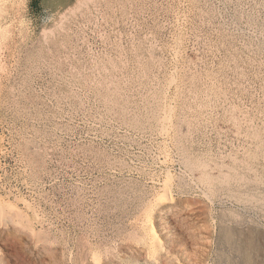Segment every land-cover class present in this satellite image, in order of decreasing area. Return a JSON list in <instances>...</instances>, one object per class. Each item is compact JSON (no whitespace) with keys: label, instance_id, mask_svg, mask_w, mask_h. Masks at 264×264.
<instances>
[{"label":"rangeland","instance_id":"obj_1","mask_svg":"<svg viewBox=\"0 0 264 264\" xmlns=\"http://www.w3.org/2000/svg\"><path fill=\"white\" fill-rule=\"evenodd\" d=\"M83 1L0 0V264H264V0Z\"/></svg>","mask_w":264,"mask_h":264},{"label":"bare ground","instance_id":"obj_2","mask_svg":"<svg viewBox=\"0 0 264 264\" xmlns=\"http://www.w3.org/2000/svg\"><path fill=\"white\" fill-rule=\"evenodd\" d=\"M73 1H74V0H73ZM86 1H87V0H86ZM88 1H89V0H88ZM76 2H77V3H78V2H81V0H77ZM83 2H85V0H84ZM77 3H76V4H77ZM89 3H90V2H89ZM79 4H81V3H79ZM56 5H57V4H56ZM53 14H54V13H53ZM54 17H55V15H54ZM48 30H49V29H48ZM51 31H53L52 28H51ZM45 39H46V38H45ZM146 47H147V46H146ZM151 48H152V47H151ZM151 48H150V49H151ZM148 49H149V47H148ZM146 51H147V50H146ZM80 61H81V60H79L78 62H80ZM92 61H93V59H92ZM96 63H98V62H96ZM79 64H80V63H79ZM81 64H82V62H81ZM81 64H80V66H81ZM92 64H93V63H92ZM92 64H90V65H92ZM94 65H95V64H94ZM73 66H74V65H73ZM85 66H86V65H85ZM97 66H99V64H98ZM90 67H91V68H90ZM90 67H89L90 70H92V72H93V69H92L93 67H92V66H90ZM95 67H96V65H95ZM103 67H104V66H103ZM96 68H97V67H96ZM104 68H105V67H104ZM104 68H103V69H104ZM99 69H101V68H99ZM105 69H106V68H105ZM72 70H73V69H72ZM75 70H76V69H75ZM85 70H86V69H85ZM87 70H88V69H87ZM87 70H86V71H87ZM76 71H78V70H76ZM88 71H89V70H88ZM98 71H99V70H98ZM100 71H101V70H100ZM102 71H104V70H102ZM74 72H75V71H74ZM92 72H89L90 75H91ZM96 72H97V71H96ZM78 73H79V72H78ZM98 73H99V72H98ZM102 73H103V72H102ZM80 74H81V73H80ZM86 74H87V73H86ZM104 75H106V74L104 73L103 76H104ZM107 75H109V74L107 73ZM75 76H76V75H75ZM122 76H123V75H122ZM79 77H80V75H79ZM114 77H115V76H114ZM116 77H117V76H116ZM116 77H115V78H116ZM102 78H103V77H102ZM107 78H108V77H107ZM112 78H113V77H112ZM117 78H118V77H117ZM78 79H79V78H78ZM104 79L106 80V77H104ZM120 79H121V78H120ZM107 80H108V79H107ZM113 80H114V79H113ZM122 80H123V78H122ZM100 81H101V80H100ZM109 81L111 82V80H109ZM120 81H121V80H120ZM112 82H113V81H112ZM100 83H101V82H100ZM102 83H103V82H102ZM107 83H108V81H107ZM103 84H106V83H103ZM108 84H109V83H108ZM112 84H114V82H113ZM116 84H118V83H116ZM121 84H122V83H121ZM123 84H124V83H123ZM126 84H127V83H126ZM124 85H125V84H124ZM170 85H171V84H170ZM106 86H107V84H106ZM106 86H105V87H106ZM112 86H113V85H112ZM114 86H117V85H114ZM119 86H120V84H119ZM121 86H122V85H121ZM102 87H103V86H102ZM107 88H108V87H107ZM113 88H114V87H113ZM113 88H111V89H113ZM116 88H117V87H116ZM125 88H126V87H125ZM105 89H106V88H105ZM120 89H122V88H120ZM109 90H110V89H109ZM110 91H111V90H110ZM110 91H109V92H110ZM114 91H115V90H114ZM114 91H113V92H114ZM123 91H124V90H123ZM105 92H106V91H105ZM109 92H108V94H109ZM116 93H117V90H116ZM124 93H125V92H123V94H124ZM106 94H107V93H106ZM112 94L114 95V93H112ZM123 94H122V95H123ZM117 95H119V94L117 93ZM103 96H104V95H103ZM109 96H112V95H109ZM148 96H149V95H148ZM164 96H165V95H164ZM208 96H209V95H208ZM124 97H125V96H124ZM118 98H119V97H118ZM122 98H123V96H122ZM126 98H127V97H126ZM154 99H155V98H154ZM154 99H153V100H154ZM156 99H157V98H156ZM105 100H106V99H105ZM109 100H110V99H109ZM106 101H107V100H106ZM154 101H155V100H154ZM110 102H111V101H110ZM110 102H109V103H110ZM157 102H158V101H157ZM114 103H115V102H114ZM127 103H128V102H127ZM159 103H160V101H159ZM112 104H113V103H112ZM119 104H120V102H119ZM119 104H118V105H119ZM145 104H146V103H145ZM164 104H165V103H164ZM106 105H107V104H106ZM115 105H116V104H115ZM115 105H114V106H115ZM120 105H121V104H120ZM124 105H125V104H124ZM150 105H151V104H150ZM108 106H109V105H108ZM153 106H154V105H153ZM125 107H126V106H125ZM125 107H124V108H125ZM158 107H159V105H158ZM165 107H166V106H165ZM108 108H109V107H108ZM117 108H118V107H117ZM127 108H128V107H127ZM127 108H126V109H127ZM146 108H147V107H146ZM166 108H167V107H166ZM170 108H171V107H170ZM114 109H115V107H114ZM131 109H132V108H131ZM115 110H116V109H115ZM151 110H152V109H151ZM154 110H155V109H154ZM157 110H158V109H157ZM122 111H123V110H122ZM122 111H121V112H122ZM124 111H126V110H124ZM118 112H119V111H118ZM129 112H130V111H129ZM147 112H148V111H147ZM170 112H171V111H170ZM170 112H168V114H169ZM181 112H182V111H181ZM116 113H117V112H116ZM119 113H120V112H119ZM178 113H179V112H178ZM183 113H184V112H183ZM121 114H122V113H121ZM143 114H145V113H143ZM159 114H160V113H159ZM181 114H182V113H181ZM181 114H180V115H181ZM123 115H124V114H123ZM125 115H126V114H125ZM125 115H124V116H125ZM131 115H132V114H131ZM136 115H137V114H136ZM140 115H141V114H140ZM147 115H149V114H147ZM117 116H118V115H117ZM129 116H130V115H129ZM133 116H134V115H133ZM153 116H154V114H153ZM130 117H131V116H130ZM141 117H142V116H141ZM146 117H147V116H146ZM151 117H152V116H151ZM151 117H150V119H151ZM160 117H161V116H160ZM160 117H159L158 120H160ZM177 117H178V115H177ZM179 117H180V116H179ZM186 117H187V116H186ZM142 118H143V117H142ZM169 118H170V117H169ZM171 118H172V117H171ZM171 118H170V119H171ZM124 119H125V118H124ZM133 119H134V117H133ZM133 119H132V120H133ZM135 119H136V117H135ZM135 119H134V120H135ZM153 119H154V118H153ZM162 119H163V118H162ZM179 119H180V118H179ZM179 119H178V120H179ZM182 119H183V118H182ZM233 119H234V118H233ZM127 120H128V119H127ZM130 120H131V118H130ZM136 120H137V119H136ZM171 120H172V119H171ZM250 120H251V119H250ZM141 121H143V120L141 119ZM141 121H140V123H141ZM152 121H153V120H152ZM166 121H167V119H166ZM169 121H170V120H169ZM185 121H186V120H185ZM185 121H184V122H185ZM146 122H147V121H146ZM158 122H159V121H158ZM187 122H188V121H187ZM128 123H129V122H128ZM143 123H144V122H143ZM148 123H149V122H148ZM167 123H168V122H167ZM170 123H173V122H170ZM131 124H132V123H131ZM162 124H163V123H162ZM168 124H169V123H168ZM173 124H174V123H173ZM135 125H136V124H135ZM174 125H175V124H174ZM131 126H132V125H131ZM168 126H169V125H168ZM171 126H172V125H171ZM139 127H140V126H139ZM251 127H252V126H251ZM161 128H162V127H161ZM161 128H160V129H161ZM174 128H175V127H174ZM254 128H255V127H254ZM168 129H169V128H168ZM238 129H239V128H238ZM250 129H251V128H250ZM163 130H164V128H163ZM251 130H253V129H251ZM251 130H249V131H251ZM258 130H259V127H258ZM258 130H257V131H258ZM169 131H170V130H169ZM249 131H248V133H249ZM260 131H261V130H260ZM163 132H164V131H163ZM166 132H167V130H166ZM253 132H254V131H253ZM261 132H262V131H261ZM176 133H177V132H176ZM235 133H236V132H235ZM248 133L245 134V135L247 136ZM258 133H259V132H258ZM262 133H263V132H262ZM240 134H241V133H240ZM242 134H243V133H242ZM250 134H251V133H250ZM245 135H244V136H245ZM251 135H252V134H251ZM257 135H258V134H257ZM263 135H264V134H263ZM263 135H261V136H263ZM176 136H178V135H176ZM248 136H250V135H248ZM182 137H183V136H182ZM176 138H178V137H176ZM257 138H258V137H257ZM261 139H262V137H261ZM263 139H264V138H263ZM178 140H179V138H178ZM257 140H258V139H257ZM257 140H256V141H257ZM176 141H177V140H176ZM176 141H175V142H176ZM181 141H182V140H181ZM253 141H254V140H253ZM256 141H255V142H256ZM258 141H260V140H258ZM258 141H257V142H258ZM253 143H254V142H253ZM259 143H260V142H259ZM261 143H264V142H261ZM180 144H181V143H180ZM182 144H183V143H182ZM184 145H185V144H184ZM239 145H240V144H239ZM241 146H242V145H241ZM249 146H250V145H249ZM249 146H248V147H249ZM252 146H253V145H252ZM254 146H256V145H254ZM181 147H182V146H181ZM246 147H247V145H246ZM261 147H262V145H261ZM184 148L187 149V147H184ZM236 148H237V147H236ZM243 148L245 149V147H243ZM259 148H260V147H259ZM254 149H255V148H254ZM254 149L252 148V150H253V151H252L253 155H255V154H254ZM262 149H263V148H262ZM180 150H182V149H180ZM237 150H239V149H237ZM250 150H251V149H250ZM250 150H249V151H250ZM256 150H257V149H256ZM256 150H255V152H256ZM185 151H186V150H185ZM246 151H248V150H246ZM257 151H258V150H257ZM240 152H241V150H240ZM263 152H264V151H263ZM184 153H185V152H184ZM234 153H236V151H235ZM241 153H243V152H241ZM186 154H187V152H186ZM237 154H238V153H237ZM237 154H235V155H237ZM244 154H246V153H244ZM249 154H250V153H249ZM249 154H247V155H249ZM257 154H258V153H257ZM263 154H264V153H263ZM230 155H231V154H230ZM232 155H233V154H232ZM232 155H231V156H232ZM182 156H183V155H182ZM199 156H200V155H199ZM199 156H198V157H199ZM233 156H234V155H233ZM245 156H246V155H244L243 157H245ZM258 156H259V155H258ZM166 157H167V156H166ZM198 157H197V158H198ZM200 157H201V156H200ZM200 157H199V158H200ZM209 157H210V156H209ZM256 157H257V156H256ZM263 157H264V156H263ZM185 158H186V157H185ZM185 158H184V159H185ZM193 158H194V157H193ZM211 158H213V157H211ZM231 158H232V157H231ZM231 158H230V159H231ZM233 158H234V157H233ZM247 158H248V157H247ZM252 158H253V156H252ZM200 159H201V158H200ZM234 159H237V158H234ZM240 159H241V158H240ZM249 159H250V158H249ZM209 160H210V159H209ZM238 160H239V159H238ZM251 160H252V159H251ZM255 160H256V158H255ZM257 160H258V159H257ZM261 160H262V158H261ZM165 161H166V160H165ZM185 161H186V160H185ZM191 161H192V160H191ZM215 161H216V160H214V162H215ZM229 161H230V160H229ZM229 161H228V162H229ZM232 161H233V160H232ZM242 161H243V160H242ZM242 161H241V162H242ZM253 161H254V159H253ZM258 161H259V160H258ZM262 161H263V160H262ZM199 162H200V161H199ZM201 162H202V161H201ZM224 162H225V161H224ZM230 162H231V161H230ZM230 162H229V163H230ZM235 162H236V161H235ZM191 163H192V162H191ZM204 163H205V162H204ZM215 163H216V162H215ZM245 163H246V162H244L243 164L246 165ZM256 163H257V162H256ZM258 163L260 164V162H258ZM181 164H182V163H181ZM198 164H199V163H198ZM202 164H203V163H202ZM219 164H220V163H219ZM221 164H222V163H221ZM221 164H220V165H221ZM254 164H255V163H253V165H254ZM259 164H258V165H259ZM261 164H262V163H261ZM183 165H184V164H183ZM195 165H196V164H195ZM209 165H210V164H209ZM227 165H229V164H227ZM244 165H243V166H244ZM249 165H252V163H250ZM255 165H256V164H255ZM258 165H257V166H258ZM199 166H200V165H199ZM203 166H204V165H203ZM205 166H207V164H206ZM221 166H222V165H221ZM230 166H231V164H230ZM236 166H237V165H236ZM243 166H242V167H243ZM257 166H256V167H257ZM262 166H264V165H262ZM184 167H185V166H184ZM187 167H188V166H187ZM197 167H198V166H197ZM217 167H218V166H217V164H216V168H217ZM232 167H235V166L233 165ZM239 167H240V166H239ZM239 167L237 166V168H239ZM194 168H195V167H194ZM206 168H207V167H206ZM213 168H214V167H213ZM220 168H224V167L222 166V167H220ZM246 168H247V167H246ZM252 169H253V168H252ZM255 169H258V168H255ZM183 170H184V169H183ZM200 170H201V169H200ZM211 170H212V168H211ZM211 170H210V171H211ZM220 170H221V169H220ZM235 170H237V169H234V171H235ZM238 170H239V169H238ZM240 170H241V169H240ZM242 170H243V169H242ZM245 170H246V169H245ZM258 170H259V169H258ZM258 170H257V171H258ZM222 171H223V169H222ZM226 171H228V170H226ZM232 171H233V170L231 169V170H229L227 173L225 172L226 175H225V177H224V175H223V177H224L223 179L228 180V178H229V179H230V178H235V177H237V175H240V174H241L240 172H239V174H237L236 172H234V171L232 172ZM252 171H253V170H252ZM257 171H256V172H257ZM259 171H260V170H259ZM194 172H195V171H194ZM202 172H203V170H202ZM237 172H238V171H237ZM245 172H246V171H245ZM245 172H244V173H245ZM248 172H249V170H248ZM170 173H171V172H170ZM170 173H169V174H170ZM179 173H180V172H179ZM219 173H221V172H218V173H217L218 176L221 175V174L219 175ZM223 173H224V172H223ZM250 173H251V172H250ZM259 173H260V172H259ZM261 173H262V172H261ZM198 174H199V173H198ZM236 174H237V175H236ZM251 174H252V173H251ZM253 174H255V172H254ZM263 174H264V172H263ZM170 175H171V174H170ZM170 175H168L169 178L166 179V182H165V184L163 185V186H164V193H163L162 195H159V196L156 198V200H155V207H158V206L164 205V204H166V203H172V202L174 201V196H173V194H172V191H173V190H171V187H172L171 184H172V182H171V180H170ZM187 175H188V174H187ZM204 175H205V174H204ZM209 175H210V174H209ZM211 175H212V174H211ZM211 175H210V176H211ZM213 175H214V174H213ZM213 175H212V176H213ZM242 175H243V174H242ZM249 175H250V174H249ZM180 176H181V175H180ZM192 176H193V175H192ZM199 176H200V175H199ZM199 176H198V177H199ZM210 176H209V177H210ZM218 176H217V177H218ZM245 176H246V175H245ZM252 176H253V175H252ZM254 176L256 177V174H255ZM254 176H253V177H254ZM263 176H264V175H263ZM263 176H262V177H263ZM182 177H183V176H182ZM190 177H191V176H190ZM194 177H195V176H194ZM200 177H201V176H200ZM221 177H222V176H221ZM221 177H220V178H221ZM238 177H239V176H238ZM246 177H247V176H246ZM255 177H254V179H255ZM259 177H260V176H259ZM175 178H176V177H175ZM195 178H197V177H195ZM204 178H205V177H204ZM242 178H244V177L242 176ZM242 178H240L241 181H242ZM250 178H251V177H250ZM250 178H249V179H250ZM263 178H264V177H263ZM171 179H172V178H171ZM181 179H183V178H181ZM190 179H191V178H190ZM211 179H212V178H211ZM214 179H215V178H214ZM245 179H247V178H245ZM249 179H248V180H249ZM259 179H261V178H259ZM196 180H198V179H196ZM199 180H200V179H199ZM201 180H202V179H201ZM212 180H213V179H212ZM216 180H217V178H216ZM232 180H234V179H231L230 181H232ZM237 180H239V179H237ZM243 180H244V179H243ZM250 180H252V179H250ZM250 180H249V181H250ZM256 180H257V178H256ZM192 181H193V180H192ZM213 181H215V180H213ZM219 181H220V180H219ZM244 181H245V180H244ZM263 181H264V180H263ZM224 182H225V181H223V183H224ZM246 182H247V181H246ZM254 182H255V180H254ZM259 182H260V181H259ZM261 182H262V181H261ZM180 183H181V182H180ZM185 183H187V181H186ZM194 183H195V181H194ZM213 183H214V182H213ZM217 183H218V180H217ZM237 183H238V182H237ZM248 183L251 184V182H248ZM256 183H257V182H256ZM263 183H264V182H263ZM189 184H190V183H189ZM201 184H202V183H201ZM210 184H211V183H210ZM215 184H216V183H215ZM220 184H221V183H220ZM224 184H226V182H225ZM240 184H241V183H240ZM240 184H239V185H240ZM244 184H245V183H244ZM173 185H174V184H173ZM182 185H183V184H182ZM186 185H187V184H186ZM213 185H214V184H213ZM234 185H235V184H234ZM197 186H198V185H197ZM227 186H230V185L228 184V185H226V187H227ZM249 186H250V185H249ZM259 186H260V185H259ZM173 187H174V186H173ZM214 187H215V186H214ZM218 187H220V186H218ZM221 187H223V186L221 185ZM241 187H242V186H241ZM131 188H132V187H131ZM199 188H200V187H199ZM209 188H211V187H209ZM212 188H213V187H212ZM215 188H216V187H215ZM238 188H239V187H238ZM246 188H247V187H246ZM252 188H253V186H252ZM259 188H260V187H259ZM262 188H263V187H262ZM181 189H182V188H181ZM219 189H220V188H219ZM249 189H251V188H249ZM257 189H258V188H257ZM119 190H120V189H119ZM124 190H125V189H124ZM191 190H192V189H191ZM200 190H201V189H200ZM203 190H204V189H203ZM206 190H207V189H206ZM230 190H231V189H230ZM113 191H114V189H113ZM120 191H121V190H120ZM179 191H180V190H179ZM185 191H186V190H185ZM209 191H210V190H209ZM218 191H219V190H218ZM224 191H225V190H224ZM228 191H229V189H228ZM243 191H244V189H243ZM183 192H184V191H183ZM183 192H182V193H183ZM186 192H187V191H186ZM190 192H191V191H190ZM202 192H203V191H202ZM219 192H220V191H219ZM112 193H113V192H112ZM118 193H119V192H118ZM118 193H117V194H118ZM123 193H124V192H123ZM161 193H162V192H161ZM261 193H262V192H261ZM204 194H205V192H204ZM208 194H209V193H208ZM208 194H207V195H208ZM234 194H235V193H234ZM251 194H252V193H251ZM209 195H210V194H209ZM239 195H240V194H239ZM127 196H128V195H127ZM253 196H254V198H253V199H254V204L257 205V203H259L260 205H264V202H263V200H262L263 198L261 199L260 196L257 195V196H258V197H257L255 194H254ZM121 197H123V196H121ZM128 197H129V196H128ZM131 197H132V196H131ZM131 197H130V198H131ZM239 197H241V196H239ZM251 197H252V196H251ZM1 198H2V197H1ZM115 198H116V197H115ZM207 198H209V197H207ZM222 198H223V197H222ZM222 198H221V199H222ZM233 198H234V197H233ZM235 198H236V196H235ZM244 198H245V197H244ZM118 199H119V198H118ZM133 199H134V198H133ZM240 199H241V198H240ZM124 200H125V199H124ZM219 200H220V199H219ZM222 200H223V199H222ZM228 200H229V199H228ZM250 200H251V199H250ZM220 201H221V200H220ZM243 201H244V200H243ZM255 201H256L257 203H255ZM152 202H154V201H152ZM250 202H252V201H250ZM250 202H249V203H250ZM113 203H114V202H113ZM174 203H175V202H174ZM224 203H225V202H224ZM252 203H253V202H252ZM122 204H123V203H122ZM150 204H151V203H150ZM119 205H120V204H119ZM152 205H154V204H152ZM170 205H171V204H170ZM170 205H168V206H170ZM174 205H175V204H174ZM222 205H223V204H222ZM235 205H236V204H235ZM244 205H246V204H244ZM137 206H138V205H137ZM166 206H167V205H166ZM236 206H237V205H236ZM139 207H140V206H139ZM150 207H151V206H150ZM155 207H154V209H155ZM164 207H165V206H164ZM171 207H172V206H171ZM226 207H227V206H226ZM240 207H241V206H240ZM263 207H264V206H263ZM120 208H121V207H120ZM221 208H223V207H221ZM224 208H225V206H224ZM234 208H235V207H234ZM250 208H251V207H250ZM250 208H249V210H250ZM258 208H259V206H258ZM148 209H149V208H148ZM150 209L153 210L152 208H150ZM158 209H159V207H158ZM164 209H165V208H164ZM176 209H177V208H176ZM240 209H241V208H240ZM247 209H248V208H247ZM7 210H9V211L12 212V210H13V206L10 205V204L2 203V202L0 201V215H1L2 212H6V213H7ZM17 210H18V209H16V211H17ZM151 210L148 211V212H152ZM220 210H221V209H220ZM226 210H228V209H226ZM232 210H233V209H232ZM261 210H262V209H261ZM146 211H147V210H146ZM155 211H156V210H155ZM158 211H159V210H158ZM233 211H234V210H233ZM18 212H19V211H18ZM161 212H164V211L161 210ZM168 212H169V210H168ZM223 212H224V211H223ZM225 212H226V211H225ZM261 212H262V211H261ZM13 213H14V212H13ZM16 213H17V212H16ZM20 213H21V212H20ZM236 213H237V212H236ZM236 213H235V214H236ZM257 213H258V212H257ZM8 214H10V213H8ZM11 214H12V213H11ZM147 214H148V213H147ZM151 214H152V213H151ZM163 214H164V213H163ZM217 214H218V213H217ZM224 214H225V213H224ZM232 214H233V213H232ZM235 214H234V215H235ZM153 215H154V214H152L151 216H153ZM212 215H214V213H213ZM219 215H221V214H219ZM225 215H226V214H225ZM262 215H263V214H262ZM144 216H145V215H144ZM151 216H150V218H151ZM156 216H157V215H156ZM214 216H215V215H214ZM214 216H212V217L214 218ZM236 216H237V215H236ZM239 216L242 217L240 214H239ZM254 216H255V215H254ZM258 216H259V215H258ZM2 217H3V216H2ZM153 217H154V216H153ZM162 217H163V216H162ZM227 217H228V216H227ZM243 217H244V216H243ZM250 217H251V216H250ZM262 217H263V216H262ZM159 218H160V217H159ZM231 218H232V217H231ZM247 218H248V217H247ZM263 218H264V217H263ZM263 218H262V219H263ZM0 219H1V217H0ZM22 219H23V217H22ZM22 219H21V220H22ZM145 219H146V218H145ZM228 219H229V218H228ZM233 219H234V218H233ZM237 219H238V218H237ZM240 219H241V218H240ZM240 219H239V220H240ZM248 219H249V218H248ZM251 219H252V218H251ZM153 220H154V219H153ZM162 220H163V219H162ZM212 220H214V219H212ZM239 220H237V221H239ZM256 220H257V219H256ZM144 221L147 222V221H150V220H144ZM144 221H143V222H144ZM157 221H159V220H157ZM217 221H218V220H217ZM227 221H228V220H227ZM237 221H236V222H237ZM240 221H241V220H240ZM249 221H250V220H249ZM253 221H255V219H254ZM153 222H154V221H153ZM229 222H230V221H229ZM242 222H243V221H242ZM250 222H251V221H250ZM144 223H145V222H144ZM147 223H148V222H147ZM147 223H145V224H147ZM156 223H158V222H156ZM156 223H155V224H156ZM219 223H220V222H219ZM219 223H217V224H219ZM237 223H238V222H237ZM260 223H261V222H260ZM152 224H153V223H152ZM228 224H229V223H228ZM235 224H236V223H235ZM261 224H262V223H261ZM263 224H264V223H263ZM142 225H143V224H142ZM149 225H150V224H149ZM149 225H148V226H149ZM160 225H161V224H160ZM165 225H166V224H165ZM223 225H225V224H223ZM247 225H248V224H247ZM258 225H259V224H258ZM146 226H147V225H146ZM150 226H151V225H150ZM189 226H190V225H189ZM253 226H254V225H253ZM253 226H252V227H253ZM255 226H256V225H255ZM261 226H262V225H261ZM154 227L156 228V226H154ZM154 227H152L151 235H148V236H150V240H151L150 245H152V246H157V247H158V245H156V244H158V243L160 242V237H161L162 235L160 234V235H161V236H160L159 233H158V231H157ZM167 227H168V226H167ZM215 227H216V226H215ZM221 227H223V226H221ZM231 227H232V226H231ZM234 227H235V226H234ZM263 227H264V226H263ZM144 228H145V227H144ZM146 228H147V227H146ZM146 228H145V229H146ZM148 228H150V227H148ZM223 228H224V227H223ZM238 228H239V227H238ZM242 228H243V227H242ZM245 228L247 229V227H245ZM145 229H144V230H145ZM216 229H217V228H216ZM230 229H231V228H230ZM236 229H237V228H236ZM240 229H241V228H240ZM260 229H261V228H260ZM232 230H233V229H232ZM237 230H238V229H237ZM258 230H259V229H258ZM262 230H264V229L262 228ZM170 231H171V230H170ZM218 231H219V230H218ZM224 231H225V230H224ZM224 231H223V233L226 232V233H225V234H226L225 236H227V238H228L229 240H230V239H233V241H234V239H235V238H234V235H233L234 232L231 233L232 231H229V230H228V226H227V231H225V232H224ZM251 231H252V229H251ZM140 232H141V231H140ZM142 232H143V231H142ZM147 232H148V231H147ZM159 232H160V231H159ZM238 232H239V230H238ZM145 233H146V231H145ZM148 233L150 234V232H148ZM211 233H212V232H211ZM218 233H219V232H218ZM241 233H242V232L240 231V234H241ZM247 233H248V232H247ZM252 233H253V232H251V234H252ZM262 233H263V232H262ZM142 234H143V233H142ZM249 234H250V233H249ZM260 234H261V233H260ZM209 235H210V232H209ZM213 235H214V234H213ZM244 235H245V234H244ZM261 235H263V234H261ZM145 236H146V235H145ZM253 236H254V235H253ZM258 236H259V235H258ZM140 237H141V236H140ZM138 238H139V236H138ZM248 238H249V236H248ZM211 239H213V238H211ZM221 239H222V238H221ZM241 239H242V238H241ZM255 239H256V238H255ZM262 239H263V241H264V238H262ZM262 239H261V241H262ZM140 240H142V239H140ZM161 240H162V239H161ZM214 240H215V239H214ZM252 240H253V239H251V243H252ZM138 241H139V240H138ZM144 241H146V240H144ZM257 241H258V240H257ZM230 243H231V242H230ZM263 243H264V242H263ZM138 244H139V243H138ZM147 244H148V243H147ZM161 244H162V243H161ZM176 244H177V243H176ZM202 244H203V243H202ZM258 244H259V242H258ZM258 244H257V245H258ZM140 245H142V244H140ZM209 245H210V244H209ZM209 245H208V246H209ZM230 245H231V244H230ZM230 245H229V246H230ZM232 245H233V244H232ZM239 245H240V243H239ZM239 245L236 244L235 246H234V245H233V246H230V248H231V247H233V248L236 247L237 250H240V249H242V248L240 247L241 245H240V246H239ZM161 246H162V245H161ZM161 246H159V247L161 248ZM166 246H167V245H166ZM171 246H172V245H171ZM178 246H179V244H178ZM178 246L176 245L175 247H178ZM201 246H202V245H201ZM139 247H140V246H139ZM146 247H147V246H146ZM146 247H145V248H146ZM169 247H170V246H169ZM184 247H185V246H184ZM189 247H190V246H189ZM254 247H255V245L253 246V248H254ZM263 247H264V245H263ZM160 248H159V249H160ZM162 248L164 249V247H162ZM162 248H161V250H162ZM167 248H168V247H167ZM170 248H171V247H170ZM173 248H174V247H173ZM173 248H172V249H173ZM182 248H183V247H182ZM196 248H197V247H196ZM208 248H209V247H208ZM214 248H215V247H214ZM218 248H219V247H218ZM157 249H158V248H157ZM172 249H171V250H172ZM176 249H177V248H176ZM192 249H193V248H192ZM192 249H191V251H192ZM200 249H201V248H200ZM228 249H229V248H228ZM228 249H227V251H228ZM234 249H235V248H234ZM258 249H260V247H259ZM258 249H257V250H258ZM145 250H146V249H145ZM149 250H150V249H149ZM169 250H170V249H169ZM187 250H188V249H187ZM235 250H236V249H235ZM245 250H246V246H245ZM156 251H157V250H156ZM175 251H176V250H175ZM178 251H179V250H178ZM183 251H184V250H183ZM191 251H188L189 254H190ZM207 251H208V250H207ZM214 251H215V250H214ZM224 251H225V250H224ZM229 251H230V250H229ZM263 251H264V249H263ZM93 252H94V251H93ZM144 252H145V251H144ZM154 252H155V251H154ZM154 252H153V253H154ZM165 252H166V251H164V253H165ZM188 252H186V255L188 254ZM201 252H202V251H201ZM201 252H200V253H201ZM208 252H209V251H208ZM237 252H238V251H237ZM239 252H240V251H239ZM241 252H242V251H241ZM249 252H250V251H249ZM259 252H262V251H259ZM170 253H171V252H170ZM192 253H193V252H192ZM210 253H211V252H210ZM246 253H247V252H246ZM68 254H69V253H68ZM173 254H174V253H173ZM175 254H176V253H175ZM177 254H178V253H177ZM184 254H185V253H184ZM194 254H195V253H194ZM206 254H207V253H206ZM218 254H219V253H218ZM232 254H233V253H232ZM240 254H241V253H240ZM97 255H98V253H97ZM141 255H142V254H141ZM141 255H140V256H141ZM154 255H155V254H154ZM192 255H193V254H192ZM197 255H198V252H197ZM201 255H202V254H201ZM221 255H222V253H221ZM247 255H249V254H247ZM140 256H139V257H140ZM164 256H165V255H164ZM179 256H181V255H179ZM184 256H185V255H184ZM184 256H183V257H184ZM199 256H200V255H199ZM237 256H238V254H237ZM254 256H255V255H254ZM254 256H253V258H254ZM145 257H146V256H145ZM145 257H144V258H145ZM157 257H158V255H157ZM176 257H178V256H176ZM181 257H182V256H181ZM183 257H182V260H183ZM188 257H189V256H188ZM200 257H201V256H200ZM207 257H208V255H207ZM212 257H213V256H212ZM219 257H220V255H219ZM229 257H230V256H229ZM248 257H249V256H248ZM131 258H132V257H131ZM149 258H150V257H149ZM159 258H160V257H159ZM164 258H165V257H164ZM171 258H172V257H171ZM194 258H195V257H194ZM204 258H205V257H204ZM123 259H124V257H123ZM146 259H147V258H146ZM146 259H145V260H146ZM165 259H167V258H165ZM168 259H169V258H168ZM174 259H175V258H174ZM178 259H179V257H178ZM188 259H189V258H188ZM188 259H187V260H188ZM209 259H210V257H209ZM238 259H239V258H238ZM149 260H151V259H149ZM199 260H200V259H199ZM232 260H233V258H232ZM234 260H235V259H234ZM254 260H256V259H254ZM123 261H124V260H123ZM164 261H165V260H164ZM167 261H169V260H167ZM170 261H172V260H170ZM193 261H194V260H193ZM204 261H206V260L204 259ZM217 261H218V260H217ZM243 261H244V260H243ZM247 261H248V260H247ZM143 262H144V261H142V259H141V260H136V261L133 262L132 264H143ZM151 262H152V261H151ZM159 262H160V261H159ZM184 262H185V261H184ZM191 262H192V261H191ZM236 262H237V260H236ZM255 262H256V261H255ZM145 263H146V262H145ZM148 263H149V262H148ZM153 263H154V262H153ZM163 263H164V262H163ZM163 263H162V264H163ZM170 263H171V262H170ZM172 263H173V262H172ZM189 263H190V262H189ZM204 263H205V262H204ZM240 263H242V262H240ZM248 263H249V262H248ZM257 263H258V262H257ZM263 263H264V262H263ZM167 264H168V263H167ZM174 264H175V263H174ZM179 264H183V263H179ZM200 264H201V263H200ZM229 264H231V263H229ZM232 264H233V263H232ZM243 264H244V263H243ZM260 264H261V262H260Z\"/></svg>","mask_w":264,"mask_h":264},{"label":"crops","instance_id":"obj_3","mask_svg":"<svg viewBox=\"0 0 264 264\" xmlns=\"http://www.w3.org/2000/svg\"><path fill=\"white\" fill-rule=\"evenodd\" d=\"M77 0H30L33 11L37 13L57 11L69 7ZM57 4V5H56Z\"/></svg>","mask_w":264,"mask_h":264}]
</instances>
